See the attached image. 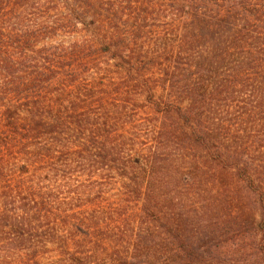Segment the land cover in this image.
<instances>
[{"label": "trees", "instance_id": "trees-1", "mask_svg": "<svg viewBox=\"0 0 264 264\" xmlns=\"http://www.w3.org/2000/svg\"><path fill=\"white\" fill-rule=\"evenodd\" d=\"M155 1L164 3L167 18L176 28L175 40L170 42L171 37L164 44L163 51L170 57L159 68L160 86L171 92L178 87L177 79H189L188 84L178 87L182 97L173 98L170 93L153 101L155 111L163 118L155 132L162 143L169 132L172 141L187 143L194 152L188 156L195 163L192 172L212 164L222 178V174L231 173L243 184L239 189L235 181L227 187L234 195L231 202H236V217L230 216L231 227L225 230L213 223L205 227L183 221L177 226L163 223L166 236L159 243L149 239L147 221L140 223L137 219L139 225L126 254L113 255L111 245L116 239L105 234L98 248L94 243L88 254H99L101 261L93 264H158L160 259L152 254L155 251L169 257L161 264H264V0H0V79L13 83L15 79H56L60 74L64 79H84L89 73L95 74L96 65L92 67L91 62L99 48L107 56V61L101 62L122 61L119 69L128 74L143 56L140 48L144 47L146 55L155 45L138 48L146 22L154 15L151 9ZM45 34L70 37L57 45L64 52L61 66L42 55V48L52 44L50 40L43 41L39 55L35 53L38 39ZM86 57L88 63L82 65ZM7 85L4 83L3 88ZM81 92L76 96L25 99L15 93L9 95L10 90L0 93V130H24L26 141L56 134L58 127L78 134L86 132L85 138L78 136L80 156L85 160H91L94 154L103 158L111 144L110 130L100 119L107 109L98 105L96 112L93 96ZM242 96L245 99H240ZM249 126L258 130L251 143L254 146L248 145ZM235 138L242 143H231ZM9 144L11 150L12 144L0 138V174L19 153H7ZM33 154L21 153L27 160ZM126 171L121 176L125 178L122 186L130 194L143 195L144 179L138 180L134 168ZM4 201L7 197L0 196V223L9 216ZM143 210L148 211L145 203ZM38 211V206L26 209L20 218L28 221ZM99 226H103L100 220ZM83 234L95 237L91 231ZM226 235L224 243L214 244ZM240 240L243 245L235 249L239 257L228 255ZM70 244L74 245L68 243L67 248ZM60 246L64 248V244ZM100 248L109 251V257L103 256ZM32 251V247L11 242L0 248V259L13 253L23 258Z\"/></svg>", "mask_w": 264, "mask_h": 264}, {"label": "rangeland", "instance_id": "rangeland-1", "mask_svg": "<svg viewBox=\"0 0 264 264\" xmlns=\"http://www.w3.org/2000/svg\"><path fill=\"white\" fill-rule=\"evenodd\" d=\"M155 5L151 9L154 15L149 16L146 22L147 27L141 33L142 41L138 48L143 45L151 46L150 43L155 45L149 47L148 51H151L146 55L143 53L144 47L140 48L143 56L139 57L137 67L130 66L132 70H128L126 75L119 69L122 61L113 59L101 62L107 61V56L99 48L91 62L92 67L96 65L95 74L89 73L84 79H64L62 74L56 79H15L13 83L11 79H0L2 95L9 90L11 93L8 94L11 95L15 93L11 89H16L15 96L22 99L35 96H76L80 91L91 94L96 112L98 105L107 109L105 114H101L102 121H99L110 130L111 137L110 152L107 155L103 153L102 158L94 154L91 160H85L77 148L81 144L78 136L85 138L86 132L78 134L79 132L58 127L56 134L26 141L24 130H20V133L0 130L2 141L12 144L11 150L9 144L5 151L9 149L7 153L19 152L11 157L0 174V196L8 199L2 205L9 213L7 220L0 223V248L17 242L24 248L29 246L33 250L23 258L13 253L6 257L5 264L100 262L99 254L88 253L94 243L98 248L99 242L106 235L116 239L115 244L111 245L113 255L126 254L139 225L137 219L140 223L147 221L146 227L148 225L150 228L149 239L158 243L166 236L163 223L172 222L177 226L183 221L186 225L201 223L204 227L213 223L212 226L222 227L224 230L231 227L229 223L236 217L234 214L237 213V205L235 201L234 204L231 202L234 195L227 187L235 181L239 189L243 184L235 180L231 173L222 174V178L213 171L215 166L212 164L202 171L196 172L195 168L192 172L191 168L195 163L188 160V156L194 152L187 143L182 140L172 141L170 132L162 143L157 130L155 132L163 118L155 111L153 101L170 93H173V98L182 97L183 93L178 87L189 81L177 79L178 87L171 92L164 91L160 86L162 79L158 78L159 68L162 61L170 57L168 52L163 51L164 44L171 37L170 42L175 40L176 28L170 18H167L169 14L166 13L164 3L155 1ZM46 39L52 44L43 47ZM62 39L68 41L70 37L51 38L48 34L42 35L34 48L35 53L39 55L38 50L43 47V57L52 59L61 66L64 52L61 47L57 49V45ZM87 58L81 60L82 65L88 63ZM7 82L9 85L4 89V83ZM243 98L244 96L240 99ZM218 109L215 110L218 112ZM247 133L250 134L247 137L250 139L248 145L254 146L251 143L257 138L258 130L249 126ZM56 138L59 139L58 143H55ZM231 143L240 144L242 141L235 138ZM153 151L155 152L152 154ZM20 152L34 154L32 159L27 160ZM151 160L154 163L148 164ZM127 167L135 169L134 174L139 181L144 179L143 195L130 194L122 186L125 178L121 176L127 173ZM144 203L148 206L147 212L142 211ZM36 206L41 211L33 214L28 221H22V212ZM99 220L102 227H97ZM88 225L91 226L90 229ZM83 231H91L95 237L86 238ZM228 236L213 242L224 243ZM72 242L74 245L70 244L67 248V244ZM60 244H64V248ZM242 245L240 240L236 248L228 250V255L238 258L240 254L235 249ZM100 249L103 256L109 257V251ZM162 253H152L157 261L160 259L158 264L167 257H162ZM6 258H1L0 264H4L2 261Z\"/></svg>", "mask_w": 264, "mask_h": 264}]
</instances>
